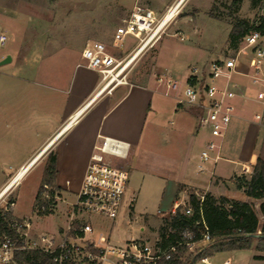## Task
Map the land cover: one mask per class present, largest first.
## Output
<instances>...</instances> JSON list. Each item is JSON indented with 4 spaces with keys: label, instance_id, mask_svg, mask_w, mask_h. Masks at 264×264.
I'll return each instance as SVG.
<instances>
[{
    "label": "crops",
    "instance_id": "0c3cea01",
    "mask_svg": "<svg viewBox=\"0 0 264 264\" xmlns=\"http://www.w3.org/2000/svg\"><path fill=\"white\" fill-rule=\"evenodd\" d=\"M135 1L134 6L140 3L155 13L163 12L179 0ZM133 48L123 53L124 56ZM16 68L14 73L0 72V142L18 141L30 151L22 161L26 163L17 171L28 162H43L54 154L55 193L61 196V203H66L70 195L76 196L90 156L95 153L94 147L99 146L102 139L119 145L116 152L105 156L108 162L112 165L121 162L116 167L125 168L130 175L145 174L165 184L162 190L171 198L172 205L178 200L184 202L188 191L252 202L237 189L236 179L248 178L258 158L264 162V118L256 122L253 117L261 109L252 100L260 86L245 76L251 74L246 55L240 57L237 73L231 75V85L248 101L239 97L233 101L235 112L222 142V160L212 163L204 173L197 170L200 151L207 140V135L198 128L203 111L200 107L177 103L185 84L195 83L190 70L175 80L178 84L175 91L166 90L157 78H136L133 83L116 87L110 94L96 95L100 77L84 68L81 58L64 62L61 72L53 75L54 81L47 82L44 89L43 85L24 77L26 72L31 74L29 66ZM20 70L24 71L23 77L18 78L16 72ZM154 72L160 75L158 70ZM166 121L168 130L164 128ZM27 126L31 132L25 129ZM213 177L218 181L232 178L235 186H219ZM8 180L3 181L0 190ZM127 190L131 195L135 192L129 180L126 193ZM125 196L121 215L114 226L126 219V209L133 207V199ZM256 205V216L261 222ZM68 211L63 210V217ZM98 234L106 239L101 231L92 233L91 237ZM254 246L249 250L213 254L206 257L207 264L209 259L220 255H226L223 264H264V251Z\"/></svg>",
    "mask_w": 264,
    "mask_h": 264
},
{
    "label": "rangeland",
    "instance_id": "374dc122",
    "mask_svg": "<svg viewBox=\"0 0 264 264\" xmlns=\"http://www.w3.org/2000/svg\"><path fill=\"white\" fill-rule=\"evenodd\" d=\"M135 2L0 0V35L6 36L5 44L0 46V61L6 56L11 57V64L0 67V72L14 73L18 65H27L31 68V74L26 72L24 77L43 85L44 89L47 82L54 81L53 75L61 72L64 62L81 58V51L88 42H101L114 56L124 57L123 53L135 47L137 42L127 37L121 50L117 51L111 48V41L115 30L129 17ZM138 5L143 7L140 3ZM169 7L163 12H155L157 20H161ZM143 8L151 9L148 6ZM261 17H264V0H185L174 18L131 64L126 81L130 84L136 78L156 79L159 75L155 74V70L178 81L184 71H191L195 67L203 69L209 62L224 58L229 51L237 50L240 38L230 40L231 29L240 22L252 26ZM23 72L17 71L16 76L23 77ZM164 128H169L167 121ZM25 129L31 132L28 126ZM3 143L0 142V185L6 179H12L18 167L26 163L22 162L24 156L30 153L18 141ZM46 162L47 160L37 162L29 168L12 188L15 206L11 217L27 218L36 232L51 234L66 224L67 217H63L62 212L71 208L70 204L74 202L75 196L70 195L66 203H61L59 193L53 192L51 196L52 190L46 185L49 200L44 199L45 190H40V187L43 184L42 173ZM119 163L121 162H113V165L117 166ZM123 170L127 172L128 180L135 189L133 195L127 190L125 196L133 199V207L126 209V219L119 221L116 226L113 221L96 215H87V220L92 226V233L101 231L113 246H122L131 239L142 240L151 245L160 238L158 231L164 222L157 212L166 214L171 208L172 200L162 190L165 189V184L145 174L130 175L125 168ZM214 183L230 188L235 186L232 178L226 181L215 179ZM39 192L40 200L36 201L35 196ZM189 193L192 192L188 191L187 196ZM200 195L202 192H198V196ZM183 201L187 204V197ZM252 202L254 206L260 203ZM41 204L48 208L45 215L39 213L42 212ZM224 258L226 255H220L208 261L209 264H221Z\"/></svg>",
    "mask_w": 264,
    "mask_h": 264
},
{
    "label": "built area",
    "instance_id": "2783aa9c",
    "mask_svg": "<svg viewBox=\"0 0 264 264\" xmlns=\"http://www.w3.org/2000/svg\"><path fill=\"white\" fill-rule=\"evenodd\" d=\"M160 24L161 20H157L152 10L134 6L129 17L115 30L111 41V48L120 51L126 38H133L137 44L130 54L116 57L103 43L96 41L84 46L80 55L82 66L100 77L96 95L103 92L110 94L116 87L128 85L126 76L134 62L133 56L138 51L140 54L159 33L162 29H159ZM5 42L6 36L1 34L0 46ZM239 45L226 57L209 62L205 70L192 68L191 78L195 83L185 84L182 98L177 101L179 105L200 107L203 111L198 128L207 135V140L199 155L197 170L200 173L206 172L212 163L222 160V142L235 112L233 101L237 97L248 101L247 97L236 92L235 85H231V75L237 73L242 55L247 56V66L251 70V74L245 76L260 86L252 99L261 108L254 114V120L260 122L264 118V38L258 32H251L239 39ZM157 82L168 91L178 88L177 82L164 74L158 76ZM117 149L119 145L109 139H102L100 145L94 147L95 153L90 156L75 200L66 215V224L51 234L36 232L27 218L11 217L15 202L11 195L13 187L5 190L9 180L0 190V217L6 223V229L0 232V264H167L180 247L194 253L197 243L194 241L195 234L189 230L182 231L180 238L169 245L158 238L151 245L131 239L122 246H113L99 234L91 237L92 226L87 215L116 222L122 212L128 175L105 158ZM43 188L44 199L49 200L48 188L46 185ZM199 198L201 201L202 196ZM181 207L185 215L191 214L188 205L181 201L174 203L166 214L158 211L157 215L165 220L174 216ZM44 210L41 207V211ZM202 225L199 236L205 245L209 235ZM189 264H207V258Z\"/></svg>",
    "mask_w": 264,
    "mask_h": 264
},
{
    "label": "trees",
    "instance_id": "16d2710c",
    "mask_svg": "<svg viewBox=\"0 0 264 264\" xmlns=\"http://www.w3.org/2000/svg\"><path fill=\"white\" fill-rule=\"evenodd\" d=\"M251 32H258L264 38V17L252 26H248L246 22L238 23L231 29L229 39L242 38ZM55 172V156L50 154L42 173L43 184L40 190L44 185L49 186L52 190L51 196L57 190ZM236 180L237 189L242 190L247 198L260 201L258 211L262 221L259 222L256 216L253 202H238L209 193L200 195V201L197 194L189 193L187 205L191 214L185 215L184 210L179 208L174 216L164 220L158 232L163 243L169 245L180 238L182 231H192L198 247L194 253H189L182 247L178 248L177 254H174L167 264H189L216 253L249 250L253 244L256 250L264 251V162L258 158L249 178L240 176ZM35 200H40V192L35 196ZM40 207L45 209L39 212L40 215L48 213L45 204ZM202 223L209 235V241L205 245L199 236L203 230ZM5 225V220L0 217V232L6 229Z\"/></svg>",
    "mask_w": 264,
    "mask_h": 264
},
{
    "label": "bare ground",
    "instance_id": "6f19581e",
    "mask_svg": "<svg viewBox=\"0 0 264 264\" xmlns=\"http://www.w3.org/2000/svg\"><path fill=\"white\" fill-rule=\"evenodd\" d=\"M183 1L184 0H179L176 3H174V5L169 9V11L163 15L159 29L163 28L167 23H169L174 18V16L177 14L178 8L181 6ZM138 52L135 53L132 61H134L138 57L139 54ZM35 163L36 162H28L25 166L21 167L12 177V179L6 184L5 190H9L10 188L18 184L19 181L25 176L28 169L31 168Z\"/></svg>",
    "mask_w": 264,
    "mask_h": 264
},
{
    "label": "water",
    "instance_id": "95a60500",
    "mask_svg": "<svg viewBox=\"0 0 264 264\" xmlns=\"http://www.w3.org/2000/svg\"><path fill=\"white\" fill-rule=\"evenodd\" d=\"M10 62H11V57L10 56H6L3 60L0 61V66L7 65Z\"/></svg>",
    "mask_w": 264,
    "mask_h": 264
}]
</instances>
